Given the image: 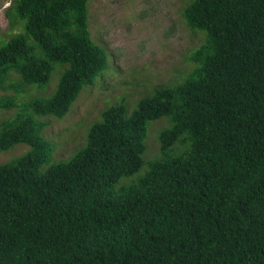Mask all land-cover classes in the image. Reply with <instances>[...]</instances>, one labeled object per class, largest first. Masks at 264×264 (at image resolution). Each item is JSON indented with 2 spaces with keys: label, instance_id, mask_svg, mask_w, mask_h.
Here are the masks:
<instances>
[{
  "label": "trees",
  "instance_id": "obj_1",
  "mask_svg": "<svg viewBox=\"0 0 264 264\" xmlns=\"http://www.w3.org/2000/svg\"><path fill=\"white\" fill-rule=\"evenodd\" d=\"M88 1L5 10L22 31L0 42V151L29 150L0 163V264H264V0H188L184 22L203 35L191 70L130 112L106 107L84 144L52 161L41 119H64L113 72ZM56 65L55 89L37 96Z\"/></svg>",
  "mask_w": 264,
  "mask_h": 264
},
{
  "label": "rangeland",
  "instance_id": "obj_2",
  "mask_svg": "<svg viewBox=\"0 0 264 264\" xmlns=\"http://www.w3.org/2000/svg\"><path fill=\"white\" fill-rule=\"evenodd\" d=\"M187 2L88 1L91 37L108 51L113 72L108 75L109 70H106L97 77L98 82L107 78L100 85L96 83L89 89L84 86L64 119H41L47 123L44 136L54 146L52 161L66 160L80 148L85 142L88 128L100 120L101 112L106 107L122 103L130 112L137 101L148 95L152 88L173 84L191 70L193 63L189 60V54L203 41V35H194L184 22L182 10ZM10 3L11 0H0V42L22 31L20 26H12L5 13ZM59 71L61 68L56 65L49 81L53 89L48 90L50 92L47 95L34 96H49L56 87ZM36 91L32 88L30 93ZM2 116L9 115H0V118H4ZM165 125L163 119L149 123L147 152L144 155L146 159L158 154L157 136ZM28 150L27 144L19 143L0 151V163Z\"/></svg>",
  "mask_w": 264,
  "mask_h": 264
}]
</instances>
